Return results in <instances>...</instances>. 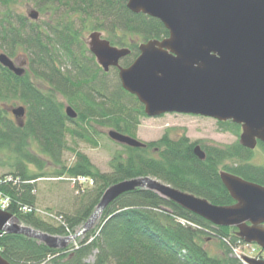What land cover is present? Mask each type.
Here are the masks:
<instances>
[{"label":"trees","instance_id":"1","mask_svg":"<svg viewBox=\"0 0 264 264\" xmlns=\"http://www.w3.org/2000/svg\"><path fill=\"white\" fill-rule=\"evenodd\" d=\"M28 1L51 17L50 23L32 22L19 14L14 8L18 0H0V53L13 60L21 51L27 62L21 77L0 65V151L14 159L12 172L0 176V197L8 200L6 211L21 224L54 237L74 235L109 187L131 179L151 178L216 206L235 203L221 181V168L264 186V167L249 163L252 151L239 143L226 149L205 148L202 161L194 153L198 144L186 136L177 140L164 136L145 148L122 146L108 174L76 151L68 166L67 134L97 145L91 127L97 124L135 138L140 120L147 118L144 106L123 90L118 71L105 73L84 47L85 29L107 34L112 46L129 48L130 56L121 62L124 68L139 56L142 42L164 40L169 32L160 21L130 12L124 0ZM16 103L26 110L23 126L11 115ZM69 106L78 114L76 120L66 116ZM219 126L236 135L241 132L231 122ZM33 144L60 168L57 178L86 179L73 187L80 197L74 212L43 211L61 218L59 222L45 220L37 207L36 183L45 178L48 166L33 152ZM260 147L264 149L263 144ZM236 232L216 227L154 191L136 190L110 204L77 245L54 250L25 236L2 235L0 254L9 264H243L232 256L243 246ZM211 241L220 243L222 257L209 254L206 245Z\"/></svg>","mask_w":264,"mask_h":264},{"label":"water","instance_id":"2","mask_svg":"<svg viewBox=\"0 0 264 264\" xmlns=\"http://www.w3.org/2000/svg\"><path fill=\"white\" fill-rule=\"evenodd\" d=\"M133 14L160 21L169 32L164 40L139 46V56L128 68L120 63L130 56L128 48H117L100 33L89 37V51L105 73L119 71L124 91L144 106L148 118L186 115L231 122L241 127L240 145L254 151L264 145V0H124ZM32 21L39 13L29 14ZM0 65L18 77L25 73L26 60L15 62L0 54ZM17 122L26 115L24 107L11 111ZM66 116L78 114L66 108ZM115 143L130 148L146 144L115 130L108 133ZM200 160L206 154L194 149ZM221 181L235 202L216 206L208 200L180 191L151 178L131 179L109 187L94 213L75 235L54 237L24 226L19 219L0 210V237L19 235L65 250L88 234L103 211L123 195L151 190L182 209L219 228H235L244 243L264 251V186L222 171ZM244 264H264L243 258ZM0 264H9L0 254Z\"/></svg>","mask_w":264,"mask_h":264},{"label":"rangeland","instance_id":"3","mask_svg":"<svg viewBox=\"0 0 264 264\" xmlns=\"http://www.w3.org/2000/svg\"><path fill=\"white\" fill-rule=\"evenodd\" d=\"M14 8L19 14L27 17L30 21L32 20L29 18V14L32 11H37L39 13V19L32 22H37L39 24L50 23L51 17H45L42 13H40L35 4L29 2L28 0H18V3L14 6ZM95 32L100 33L103 39L109 41V36L107 34L91 30V27L88 30L85 29L81 40L83 41L84 47L88 50L89 37ZM131 40L141 43V40L138 37H132ZM115 47L121 48L119 46ZM0 54L3 53L1 52ZM24 56L25 55L20 51V53L16 54L13 60L17 63L21 62L26 60ZM111 76H113V73ZM59 100L67 105V102L62 97H59ZM19 106H22V104L16 103L13 108H19ZM140 123L141 125L136 132L135 139L145 144L157 142L164 136H168L171 140H177L186 136L190 142L197 143L203 150L205 148L226 149L227 147L239 143L241 134V132L239 135H236L232 131H222L219 126L220 123L215 120L186 115L172 114L156 119L143 118L140 120ZM91 127L94 136L93 138L95 139V142H97V145H93L89 142L76 141L69 134H67L66 139L69 150L64 154V161L68 166L72 165L75 160V151L80 152L88 156L91 163L101 173L108 174L111 172V161L117 154L123 152V148L121 145L115 143L109 138L108 133L113 129L102 127L97 124H92ZM32 149L37 157L43 161V164H45L46 167L48 166L45 178H43L44 180L36 183V195L38 199L37 207L42 213L43 211H52L55 213L74 212L77 209V205L80 200L76 190H74L72 185L68 182L57 180L56 173L60 171V168L54 167L48 157L41 155V152L36 144H33ZM252 152L253 155L249 163L254 166L264 167V149L258 146ZM11 162H14L12 155L6 151H0V176L8 175L12 172ZM225 165L231 166V162H226ZM31 169L33 171L35 170L34 167H31ZM222 171H224L223 168H221L220 172ZM64 178H66V176ZM76 241L72 242L73 245H77ZM206 249L211 256L222 257L223 255V250L218 241L209 242L206 245ZM234 253H238L241 256H250L258 255L259 250L255 247H247L246 245H243L238 246L233 250L232 256L237 257ZM92 259L93 258L89 260L90 263L93 262Z\"/></svg>","mask_w":264,"mask_h":264},{"label":"built area","instance_id":"4","mask_svg":"<svg viewBox=\"0 0 264 264\" xmlns=\"http://www.w3.org/2000/svg\"><path fill=\"white\" fill-rule=\"evenodd\" d=\"M8 179V178H7ZM9 180V179H8ZM72 181V183L75 185L76 183H85L86 182V179H84V178H76V179H73V180H71ZM7 206H8V200H6V199H4V198H2V197H0V209H2V210H6V208H7ZM43 215H45V216H47V217H49V218H51V219H54V220H56V221H60L61 220V218L60 219H58L56 216H54V215H50V214H45V213H42ZM181 223L182 224H184V225H186L187 224V222H185V221H181ZM247 247H249V246H247ZM238 258H240L241 257V255L240 254H238V253H234ZM250 256H254V255H250ZM256 256V258L258 259V260H263L264 261V253H259L258 255H255Z\"/></svg>","mask_w":264,"mask_h":264},{"label":"flooded vegetation","instance_id":"5","mask_svg":"<svg viewBox=\"0 0 264 264\" xmlns=\"http://www.w3.org/2000/svg\"><path fill=\"white\" fill-rule=\"evenodd\" d=\"M258 146H260V143L258 144ZM258 146H257V147H258Z\"/></svg>","mask_w":264,"mask_h":264},{"label":"bare ground","instance_id":"6","mask_svg":"<svg viewBox=\"0 0 264 264\" xmlns=\"http://www.w3.org/2000/svg\"><path fill=\"white\" fill-rule=\"evenodd\" d=\"M59 222V221H58ZM70 236V235H69ZM68 237V236H67Z\"/></svg>","mask_w":264,"mask_h":264}]
</instances>
